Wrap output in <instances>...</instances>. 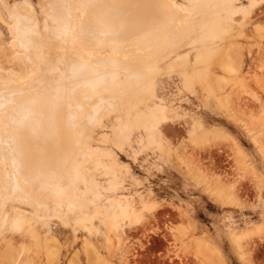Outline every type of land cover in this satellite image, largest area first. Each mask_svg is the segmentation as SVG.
Wrapping results in <instances>:
<instances>
[{
  "label": "rangeland",
  "instance_id": "374dc122",
  "mask_svg": "<svg viewBox=\"0 0 264 264\" xmlns=\"http://www.w3.org/2000/svg\"><path fill=\"white\" fill-rule=\"evenodd\" d=\"M92 1L0 0V101L14 100L0 107V264H264V0H166L173 20L158 17L167 25L155 37L118 47L96 41ZM59 2L72 13L63 34L52 18ZM227 62L238 71H224ZM92 67L116 71L123 90L106 79L80 113L68 91L82 87L71 76ZM136 69L146 93L125 87ZM56 87L67 92L60 110L78 167L59 196L39 192L47 171L23 180L4 141L15 103L58 102Z\"/></svg>",
  "mask_w": 264,
  "mask_h": 264
},
{
  "label": "bare ground",
  "instance_id": "6f19581e",
  "mask_svg": "<svg viewBox=\"0 0 264 264\" xmlns=\"http://www.w3.org/2000/svg\"><path fill=\"white\" fill-rule=\"evenodd\" d=\"M55 6H56L55 7V13L52 15V18H53L55 24L57 25L56 29L58 30V33L63 34V33L70 32L68 30V27H71L72 13L68 10V8H66L64 6L63 2H59ZM89 9L93 10V12L90 15L89 23L91 22L90 24H92L90 29H91L93 35L95 36L96 41L98 42V44L100 46H104L105 44H108L109 46H114V47H118V45L120 43H122L123 40H125V39H127V41H134V43H143V42L149 40L150 38L155 37L156 36L154 34L155 31L160 30L161 27L167 25V24L159 25L158 24V22H159L158 17L162 16V18L167 19L168 21H171L174 19L175 15H176L175 11L166 2V0H93L91 2V6L89 7ZM12 17H15V18L19 17L18 21H23L26 18L28 19V17L24 18V15L22 17L21 14L17 13L15 10L13 11ZM12 19H14V18H12ZM21 23H20V25H21ZM217 27H219V26H217ZM12 28L13 27H11V30H13ZM79 31L81 32L80 29H79ZM220 31H221V29L217 28V30L213 34V37H216ZM77 32H78V30H77ZM82 35L83 34L81 32L80 36H82ZM22 42H24V41H22ZM18 45L19 44H17V46ZM224 49H226L225 46H224ZM213 52H216V50ZM199 53H201V52H198L196 54H199ZM209 53L211 54V52H209ZM201 55H202V53H201ZM203 56L205 57V53ZM195 59H196L195 65H197V66L203 62V60L200 59V57H197ZM229 59H231V58L229 57ZM241 60H243V59H241ZM210 61H211V59H210ZM106 62L110 66L120 65V63H118V61H116L113 58H110L108 61L106 60ZM249 63H251V62H249ZM207 64H209V63H207ZM52 67H54V66L52 65L49 68L52 69ZM238 68L239 67H237L236 65H234L233 63H230V62L225 63L223 66V70L228 72V74L229 73H236L238 71ZM48 73L49 72L45 71V69H44L43 75L45 76V74L46 75L51 74V73H49V74ZM57 73L58 72H56V74ZM56 74H55V77H56ZM192 74H193V72L191 73V75ZM203 74H204V70L198 68V75L201 76ZM62 77H64V75ZM72 77L75 79H71V80L72 81H75V80L78 81V83L81 84V87H82V88H80V86L75 85L73 88L69 89V91H68L69 95L72 94L73 98H71V99L74 100V103L77 105V109L79 110L80 113L84 110H87L90 107L89 106L90 103L86 104L85 101L87 100L88 102H91L93 100V96L95 94V89H97L96 87L98 85H101L104 81H106V79L109 80L110 84L114 83V85L116 86L115 90H117L118 92H121L123 90V88L118 86L120 80L118 79V73L114 70H110L108 72H102V71H98L97 69L92 67V68L82 69L77 76L74 77L72 75L71 78ZM230 78H232V77H230ZM18 79H21V78L19 77ZM188 79H189V77H188ZM200 79L201 78H199V80ZM124 80H125L124 82L126 84V86H125L126 88L135 87L136 88L135 91H137V92L143 91L144 93H146L149 89H151V87H150L151 85L145 86V84L147 82V76H145L144 73H142L141 70H139V69L133 70L132 74L130 76L128 75L127 78ZM207 80L210 81V79H207ZM207 80H205L204 82H206ZM209 81H207V82H209ZM223 81L224 80H222L221 82H223ZM191 82H194V81L190 80V83ZM186 83L187 82H185V84ZM206 83H204V85H206ZM185 84H184V86L186 88H188V90H189V87H187V86H189V84H186V85ZM247 84H248V82H247ZM238 85L239 84H237V87H238ZM152 86H153V84H152ZM190 86H191V84H190ZM207 86L209 87L208 90L213 89L212 87L210 88L209 84ZM229 87H231V86H229ZM234 87H232V89H235ZM11 88H13V87H11ZM228 89H230V88H228ZM55 90L57 92L55 95V99L58 100V102H55V103L49 102L45 98H44L43 103L42 102L39 103V99L35 98L33 101L31 100V103H30L31 105L28 108L24 101H20L19 103L16 102L15 103L16 107L12 111L13 115L10 117L11 126H9L8 129L5 128V131H4V133L6 135L5 136L6 139L4 138L5 139L4 141L6 144L9 143L11 146V154L15 158V164H13L12 167L16 168L18 170L17 174L19 173L23 180H25L26 178H28L29 180H37V177L39 175H41L42 173H46L45 171L49 172V173H46L47 174V181L46 182L40 183V181H39V183H40L39 192H44V193L46 192L47 193V191H50L53 195L59 196L61 194V183L62 182L66 181L68 187H74L75 186L76 173H78V167H77L75 157H74V152H75V147H76L75 136H74L73 130L70 128V121L68 120L67 115H66V113H69V112L64 111V109L62 112L60 110L62 108L61 107L62 105H60L61 101H65L67 92H63L62 90H58V87H56ZM204 91L206 92L207 90H204ZM192 92L194 93V91H192ZM207 94H208V96H210L208 92H207ZM214 95H215V93H214ZM111 98L114 99L113 97H111ZM218 98H220V97H218ZM109 99H108V101H109ZM226 99H225V101H226ZM0 100H1V98H0ZM217 100H219V99H217ZM102 101H105V100H104V98L100 97L99 102L95 103L92 106V109H91L92 113H96L98 111ZM2 102H4V103H2ZM219 102H220V100H219ZM13 103H14V100L8 98L7 101L6 100L0 101V107L2 105L7 106V105L13 104ZM109 104L111 105L112 103H109ZM43 105H44V107H43ZM236 105H238V103ZM221 106H222V104H221ZM23 107L28 108V111L31 114L30 117H28V118L24 117V111L25 110ZM164 109L165 108L160 107V113H163L165 111ZM90 118H92V117H90ZM148 121L149 122H147V123L150 126L151 125L156 126V124H157L156 120L150 119ZM145 126H148V125H145ZM152 131H153V129L151 130V132ZM157 131H158V129H154V131H153L154 134H155V132L157 134V135L155 134L154 137L160 136V135H158V133L160 134V132L159 131L157 132ZM194 133H195V131H194ZM194 133L191 132V134H194ZM189 135H190V133H189ZM193 136H196V135H193ZM191 141L192 142L194 141L193 137H192ZM192 145H193V143H192ZM62 173H66L65 177L63 176ZM16 179L18 180L17 176H16ZM1 183L2 182L0 181V207L3 205V203L5 201L3 194H2L3 191L1 190V186H2ZM12 188L13 189H19L21 192L23 191L21 183H18V185H16V183H15L14 185H12ZM95 211L97 212V210H95ZM121 211L125 212V209L122 208ZM129 211H131V210H129ZM131 215L133 216V212H127L126 213V216H131ZM5 218H6V216L3 217V220H5ZM22 222H23V220H22L21 216H14L13 220H12V227L13 228H19V227H21ZM241 239H243V235H235V241L236 242H239Z\"/></svg>",
  "mask_w": 264,
  "mask_h": 264
}]
</instances>
